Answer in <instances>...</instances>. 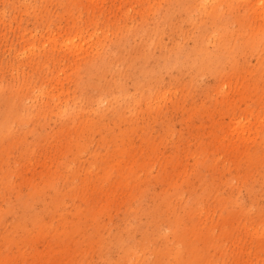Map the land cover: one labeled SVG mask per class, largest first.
<instances>
[{
    "label": "rangeland",
    "instance_id": "rangeland-1",
    "mask_svg": "<svg viewBox=\"0 0 264 264\" xmlns=\"http://www.w3.org/2000/svg\"><path fill=\"white\" fill-rule=\"evenodd\" d=\"M0 264H264V0H0Z\"/></svg>",
    "mask_w": 264,
    "mask_h": 264
}]
</instances>
